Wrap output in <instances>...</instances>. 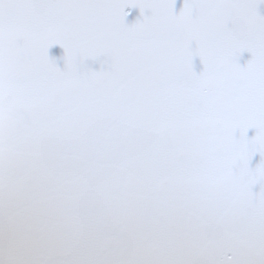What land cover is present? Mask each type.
<instances>
[{"label":"snow or ice","instance_id":"6c2138e0","mask_svg":"<svg viewBox=\"0 0 264 264\" xmlns=\"http://www.w3.org/2000/svg\"><path fill=\"white\" fill-rule=\"evenodd\" d=\"M176 2L0 0V264H264V0Z\"/></svg>","mask_w":264,"mask_h":264},{"label":"water","instance_id":"95a60500","mask_svg":"<svg viewBox=\"0 0 264 264\" xmlns=\"http://www.w3.org/2000/svg\"><path fill=\"white\" fill-rule=\"evenodd\" d=\"M179 4H180V0H177L176 5H175L174 7L178 9V8H179ZM126 11H127V9H126ZM136 12H137L136 9H132L131 12H130V17H131V15L136 14ZM130 17H129V18H130ZM126 19H128V18H126ZM243 56H244V57H247L248 54H247V53H243ZM194 64L196 65L197 70H198L199 67H200L198 59L194 58ZM258 158H259L258 156H254V157H253V161L257 160Z\"/></svg>","mask_w":264,"mask_h":264}]
</instances>
